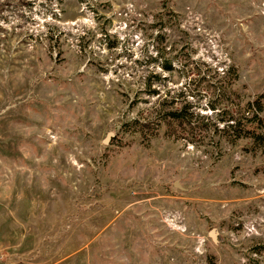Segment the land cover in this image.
I'll return each instance as SVG.
<instances>
[{
    "label": "rangeland",
    "instance_id": "1",
    "mask_svg": "<svg viewBox=\"0 0 264 264\" xmlns=\"http://www.w3.org/2000/svg\"><path fill=\"white\" fill-rule=\"evenodd\" d=\"M259 95L264 0H0V264H264Z\"/></svg>",
    "mask_w": 264,
    "mask_h": 264
},
{
    "label": "trees",
    "instance_id": "2",
    "mask_svg": "<svg viewBox=\"0 0 264 264\" xmlns=\"http://www.w3.org/2000/svg\"><path fill=\"white\" fill-rule=\"evenodd\" d=\"M160 67L163 70H170L171 65L165 59L160 63ZM264 102L262 95L252 98L247 102V107L245 111L248 112L247 115H243L239 120L234 122L235 137L236 138H251L257 143H264V133L261 132V129L264 127V117L259 115L263 111ZM191 113L186 112V108L181 109H159L154 115L152 121H147L146 123L152 124V130L156 131L160 128L161 125L169 126V130H175L176 127H180L183 130L192 125ZM137 121H134L136 123ZM140 127L143 123H137ZM189 130V129H188ZM190 132V131H188ZM179 136V134L177 135ZM184 137V135H182ZM187 136V135H185Z\"/></svg>",
    "mask_w": 264,
    "mask_h": 264
},
{
    "label": "water",
    "instance_id": "3",
    "mask_svg": "<svg viewBox=\"0 0 264 264\" xmlns=\"http://www.w3.org/2000/svg\"><path fill=\"white\" fill-rule=\"evenodd\" d=\"M109 135V134H108ZM104 141H106V139H104ZM178 186V185H177ZM211 235L213 236V234L211 233Z\"/></svg>",
    "mask_w": 264,
    "mask_h": 264
}]
</instances>
